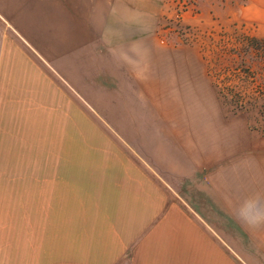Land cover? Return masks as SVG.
Instances as JSON below:
<instances>
[{"label": "crops", "instance_id": "1", "mask_svg": "<svg viewBox=\"0 0 264 264\" xmlns=\"http://www.w3.org/2000/svg\"><path fill=\"white\" fill-rule=\"evenodd\" d=\"M165 1L0 0L1 153L36 136L39 119L52 123L56 102L68 111L74 95L87 105L91 90L139 101L142 116L111 120L142 139H122L131 154L108 171L68 259L57 249L48 257L33 185L0 180V264H264V222L240 216L247 200L264 209V140L245 118L216 110L201 50L161 30ZM197 7L188 24H243L264 39V0Z\"/></svg>", "mask_w": 264, "mask_h": 264}, {"label": "rangeland", "instance_id": "2", "mask_svg": "<svg viewBox=\"0 0 264 264\" xmlns=\"http://www.w3.org/2000/svg\"><path fill=\"white\" fill-rule=\"evenodd\" d=\"M197 1L166 0L161 30L181 44L201 50L221 100L216 110L219 106L232 120L245 118L247 129L264 140V39L243 24H188L186 18L197 15ZM185 2L189 9L176 18ZM90 92L94 95L87 105L73 95L68 111L66 101L64 111L56 102L52 123L48 120L46 126L39 119L37 135L22 141V148L11 155L5 156L0 149V180L33 185V224L39 226L42 216L48 257L55 249L63 259L78 253L90 217L96 216L99 199L105 194L108 171L118 170L123 157L131 154L122 139H142L141 132L109 128L112 119L119 122L127 113L132 122L135 118L140 122L142 116L134 113L141 112L134 109L139 101L99 98L97 91Z\"/></svg>", "mask_w": 264, "mask_h": 264}, {"label": "clouds", "instance_id": "3", "mask_svg": "<svg viewBox=\"0 0 264 264\" xmlns=\"http://www.w3.org/2000/svg\"><path fill=\"white\" fill-rule=\"evenodd\" d=\"M252 210L255 211L254 221H250L248 216L249 211ZM240 216L241 218H243L244 220L250 223L255 222L256 224H259L261 222H264V209H261L259 207L258 200H247L240 209Z\"/></svg>", "mask_w": 264, "mask_h": 264}, {"label": "built area", "instance_id": "4", "mask_svg": "<svg viewBox=\"0 0 264 264\" xmlns=\"http://www.w3.org/2000/svg\"><path fill=\"white\" fill-rule=\"evenodd\" d=\"M169 1H172V0H169ZM174 2L175 1H177V0H173ZM189 9V5H188V3H183L182 4V6H181V8L177 11V14H176V18H180L181 17V15L185 12V11H187Z\"/></svg>", "mask_w": 264, "mask_h": 264}]
</instances>
